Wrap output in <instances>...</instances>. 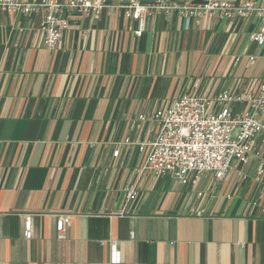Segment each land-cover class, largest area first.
<instances>
[{
    "label": "crops",
    "instance_id": "crops-1",
    "mask_svg": "<svg viewBox=\"0 0 264 264\" xmlns=\"http://www.w3.org/2000/svg\"><path fill=\"white\" fill-rule=\"evenodd\" d=\"M64 17L50 51L40 12L0 13V264H110L100 245L109 240L118 264H264V134L241 175L201 180L198 199L172 178L136 172L159 131L156 110L183 96L255 93L264 45L248 33L259 18L193 20L187 31L176 13L157 15L135 36L137 23L109 9ZM59 216H69L61 237Z\"/></svg>",
    "mask_w": 264,
    "mask_h": 264
},
{
    "label": "built area",
    "instance_id": "built-area-1",
    "mask_svg": "<svg viewBox=\"0 0 264 264\" xmlns=\"http://www.w3.org/2000/svg\"><path fill=\"white\" fill-rule=\"evenodd\" d=\"M105 9L117 12L124 20L136 22L135 36L143 33L146 19L157 15L169 19L172 13H176L184 21V30L187 31L193 20L199 24L217 17L232 22L254 16L260 22L248 33V40L258 46L264 45V4L256 5L253 2L127 0L110 4L109 0H0V13H41L38 28L40 42L50 51L57 48L68 27L65 12L73 10L79 14L99 16ZM254 60V57L249 58V61ZM194 86H197V82ZM243 104L245 108L233 109L235 105ZM263 118L264 77L259 80L253 94L234 96L225 90L212 99L183 96L170 107L156 110L151 115L150 119L159 125V131L149 145L143 165L136 172L138 176L150 172L157 178H172L182 187L194 191L198 199L202 196V192L198 191L201 180L211 177L221 181L233 170L241 175L240 168L247 164L256 137L264 134ZM129 144V139L123 141V145ZM118 155L116 148L112 157ZM263 172L264 165L258 170L256 181H262ZM136 194V187L132 186L126 191V199L130 200ZM68 224L69 216L57 217L55 230L59 237ZM25 230L30 234V218L26 219ZM132 236L133 233H130ZM104 244L110 247V264H118L117 243L113 240L100 242V245Z\"/></svg>",
    "mask_w": 264,
    "mask_h": 264
}]
</instances>
